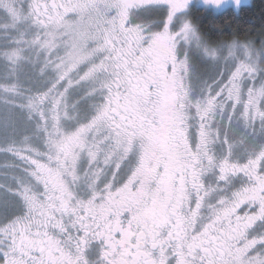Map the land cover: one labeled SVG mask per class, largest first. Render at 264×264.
I'll list each match as a JSON object with an SVG mask.
<instances>
[{
  "label": "snow or ice",
  "instance_id": "6c2138e0",
  "mask_svg": "<svg viewBox=\"0 0 264 264\" xmlns=\"http://www.w3.org/2000/svg\"><path fill=\"white\" fill-rule=\"evenodd\" d=\"M189 3L0 0V264H264V39L213 46Z\"/></svg>",
  "mask_w": 264,
  "mask_h": 264
},
{
  "label": "trees",
  "instance_id": "16d2710c",
  "mask_svg": "<svg viewBox=\"0 0 264 264\" xmlns=\"http://www.w3.org/2000/svg\"><path fill=\"white\" fill-rule=\"evenodd\" d=\"M191 19L202 36L212 45L219 42L264 39V0H253L238 12L229 9L219 14L198 8L192 11Z\"/></svg>",
  "mask_w": 264,
  "mask_h": 264
},
{
  "label": "rangeland",
  "instance_id": "374dc122",
  "mask_svg": "<svg viewBox=\"0 0 264 264\" xmlns=\"http://www.w3.org/2000/svg\"><path fill=\"white\" fill-rule=\"evenodd\" d=\"M252 1L253 0H240L239 5L237 6V4L235 3V0H223L222 4L219 7H216V6H213L212 4H206L204 0H190L187 13L190 17L192 11L198 8L212 11L215 14H219L229 9H232L238 12L242 6L249 5L252 3ZM159 16H160V13H159V10H157L151 13L143 14V19L149 20V21L156 20V19H159ZM75 22H76L75 18H71L68 20L69 24H74ZM57 36L59 37L60 33H57ZM57 43L59 46L56 49H53L51 53V57H50L52 59H55L57 56L67 57L70 52H73L76 48L82 46V41L79 40L78 38H74L71 31L69 32V35L66 38L58 39ZM256 44L258 45L259 43H256ZM88 51H91V48H89ZM25 55L29 58V61H35L37 66L44 63V59H45L44 50L37 52L35 49L29 48L28 50H26ZM223 55L227 56L226 50L224 51ZM191 61H192V64L195 70V75L193 76L191 82L194 87H199L200 79L206 78L209 71L213 68V62L210 61L207 57L203 56L201 52L195 51V50L191 53ZM219 64L221 67H223L225 64V60L220 59ZM51 76H52V72L50 70H46L44 74V78L46 79ZM24 86L27 87L28 85H24ZM2 111H3V107L2 105H0V112ZM257 128H258V125H257ZM14 163H16L14 160L6 156L4 153L0 152V171L3 170L4 165L6 164L11 165ZM126 174H127V168H124V170L120 173V177L123 179H126ZM116 186L119 187L120 184L118 183Z\"/></svg>",
  "mask_w": 264,
  "mask_h": 264
},
{
  "label": "flooded vegetation",
  "instance_id": "af4514ba",
  "mask_svg": "<svg viewBox=\"0 0 264 264\" xmlns=\"http://www.w3.org/2000/svg\"><path fill=\"white\" fill-rule=\"evenodd\" d=\"M28 2L30 3V2H32V0H28ZM40 2H45V0H40ZM47 2H49V3H51L52 2V0H47ZM56 2L57 3H60V2H63V0H56ZM72 17H69V19H71ZM68 19V20H69ZM135 22H139V21H135Z\"/></svg>",
  "mask_w": 264,
  "mask_h": 264
}]
</instances>
